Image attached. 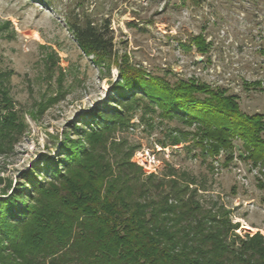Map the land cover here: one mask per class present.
<instances>
[{"label": "rangeland", "instance_id": "obj_1", "mask_svg": "<svg viewBox=\"0 0 264 264\" xmlns=\"http://www.w3.org/2000/svg\"><path fill=\"white\" fill-rule=\"evenodd\" d=\"M86 19L109 24L104 59L73 36L71 24ZM135 73L205 83L235 97L240 111L264 116V0H0V196L19 187L31 195L23 176L44 156L57 159L70 143H106L113 160L189 182L204 207L229 211L239 235L264 237V159L250 158L240 139L212 153L196 122L163 116L155 104L145 110L140 92L128 123L91 134L99 111L127 114L136 90L119 95L116 85ZM40 171L42 186L57 184Z\"/></svg>", "mask_w": 264, "mask_h": 264}, {"label": "trees", "instance_id": "obj_2", "mask_svg": "<svg viewBox=\"0 0 264 264\" xmlns=\"http://www.w3.org/2000/svg\"><path fill=\"white\" fill-rule=\"evenodd\" d=\"M70 28L86 52L103 59L110 53L108 23L86 19ZM116 87L119 95L136 90L125 99L127 114L99 111L103 125L92 127L91 134L128 123L140 92L149 101L145 110L155 104L163 116L196 122L212 153L230 151L238 138L250 158L264 159V116L240 111L235 97L222 89L141 73L123 74ZM0 94H5L1 84ZM5 128L0 125V146ZM35 169L23 176L31 195L23 187L1 192L6 196H0V264H264L259 231L239 235L229 211L204 207L189 182L145 175L127 158L113 160L106 143L93 149L70 143L57 159L44 156ZM38 171L57 184L42 186Z\"/></svg>", "mask_w": 264, "mask_h": 264}, {"label": "bare ground", "instance_id": "obj_3", "mask_svg": "<svg viewBox=\"0 0 264 264\" xmlns=\"http://www.w3.org/2000/svg\"><path fill=\"white\" fill-rule=\"evenodd\" d=\"M245 227H250L249 225H244Z\"/></svg>", "mask_w": 264, "mask_h": 264}]
</instances>
